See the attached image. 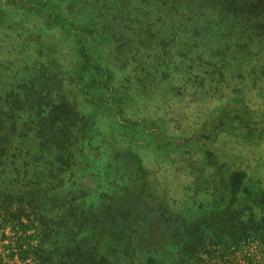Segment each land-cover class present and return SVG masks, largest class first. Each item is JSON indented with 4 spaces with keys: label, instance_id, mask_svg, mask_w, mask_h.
<instances>
[{
    "label": "rangeland",
    "instance_id": "1",
    "mask_svg": "<svg viewBox=\"0 0 264 264\" xmlns=\"http://www.w3.org/2000/svg\"><path fill=\"white\" fill-rule=\"evenodd\" d=\"M262 195L264 0H0V211L100 212L115 264L148 226L182 238L172 222L204 231L188 264H264L216 248L217 210ZM4 228L0 264H21Z\"/></svg>",
    "mask_w": 264,
    "mask_h": 264
},
{
    "label": "trees",
    "instance_id": "2",
    "mask_svg": "<svg viewBox=\"0 0 264 264\" xmlns=\"http://www.w3.org/2000/svg\"><path fill=\"white\" fill-rule=\"evenodd\" d=\"M64 107V104H59L56 110H62ZM261 199L260 204L263 208L257 210L251 207L248 214H245L244 210L240 212L236 209L234 202L226 206L224 210H217L216 231L218 234L216 233V238L220 240L216 242V248H219L221 253L222 251L238 252L246 244H258L264 249L263 195ZM59 209L63 210L57 218L58 222L53 225L43 220L37 223L33 212L24 206L18 208L8 206L0 211V228L9 227L4 228L3 231L8 240L7 247L12 251V261L21 264L116 263V260L111 258L104 249L103 243L107 234L115 233L114 229L117 226L113 225L106 230L110 226L107 221L100 222L99 219L90 221L89 217L97 218L101 214L100 212H95V214L90 211L81 212L73 206L69 208L64 206ZM234 209L236 210L234 211ZM107 214L106 210V216ZM155 217L157 226L161 229L162 222L158 216ZM160 217L163 219L164 215H160ZM172 223L167 226L168 230L177 232V235L182 237L176 242H172L176 247V256L167 257L169 254L166 250L172 243H167L165 246L161 244L162 240H157L154 237L153 228L151 230V227L148 226L146 232L143 230V236L125 238L127 239L125 242L118 243V249L126 246L128 253L131 254L126 264H188L185 255L192 249L191 241L195 237L199 238V250L197 247L193 252V254H197V251L201 249L204 231L199 226L194 232L189 233V225L186 222ZM164 224L168 225V223ZM100 228L104 230V233H97ZM7 230H9L8 236ZM115 252L117 249L113 251V253ZM199 256L198 254L195 256L198 261L201 258Z\"/></svg>",
    "mask_w": 264,
    "mask_h": 264
}]
</instances>
